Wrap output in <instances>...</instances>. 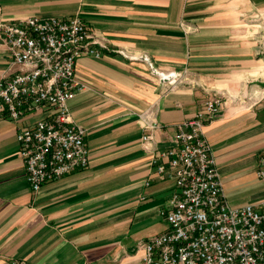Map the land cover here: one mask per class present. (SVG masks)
Returning a JSON list of instances; mask_svg holds the SVG:
<instances>
[{
    "label": "crops",
    "instance_id": "obj_1",
    "mask_svg": "<svg viewBox=\"0 0 264 264\" xmlns=\"http://www.w3.org/2000/svg\"><path fill=\"white\" fill-rule=\"evenodd\" d=\"M74 16L101 53L76 61L84 89L67 103L89 165L35 193L16 135L49 111L0 122V264H141V245L167 230L160 211L174 191L152 157L211 95L225 99L203 127L225 200L263 211L264 0H0L3 23ZM16 71L0 46V82ZM152 124L159 128L145 129Z\"/></svg>",
    "mask_w": 264,
    "mask_h": 264
},
{
    "label": "built area",
    "instance_id": "obj_2",
    "mask_svg": "<svg viewBox=\"0 0 264 264\" xmlns=\"http://www.w3.org/2000/svg\"><path fill=\"white\" fill-rule=\"evenodd\" d=\"M96 45L94 34L79 16L0 22V46L17 68L0 82V122L49 111L16 135L25 179L35 193L43 184L89 165L85 131L70 120L67 103L84 89L74 78L76 61L100 58ZM149 67L161 82L177 84L175 73ZM224 108L222 96L207 97L201 110L178 127L172 146L153 155L156 177L172 180L174 191L160 211L167 230L141 245V264H264V203L263 211L252 205L229 206L203 135V127ZM150 140V135L143 137L144 142ZM256 177L264 184V153L258 156Z\"/></svg>",
    "mask_w": 264,
    "mask_h": 264
}]
</instances>
